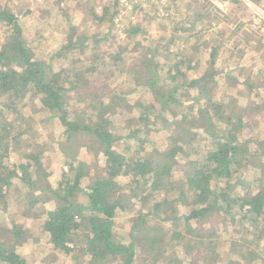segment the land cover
Wrapping results in <instances>:
<instances>
[{
    "label": "trees",
    "instance_id": "1",
    "mask_svg": "<svg viewBox=\"0 0 264 264\" xmlns=\"http://www.w3.org/2000/svg\"><path fill=\"white\" fill-rule=\"evenodd\" d=\"M63 1L58 0L60 5ZM215 1L225 6L219 8ZM249 1L257 4L259 0ZM111 4L112 14L105 8L99 14L88 12L84 24L73 23L63 33L62 44L46 53L37 40H31L35 34L19 22L13 3L0 0V36L5 39L0 43V217L6 213L10 220H21L39 215L53 262L54 250L65 255L76 250L74 239L84 230L88 242L81 256H89V264H183L195 246L181 247L191 240L201 247L200 252L207 253L204 242L217 231L212 228L213 234L206 235L203 228L212 225L213 219H219L231 233L251 239L246 244L226 241L220 255L217 251L207 264H229L232 259L236 264L261 261L264 243L258 248L252 243L264 240V168L251 156L264 153V147L253 148V140L242 134L246 118L228 109V103L219 107L220 99L201 89L249 99L256 113L264 112V87L252 84L264 82V47L247 44L264 29V21L253 24L252 10L244 0H194L185 14L190 25L183 34L181 24L176 23L180 27H171L163 43L145 42L141 48L134 37L142 30L123 18L120 32L124 38L112 46L110 41L118 30L113 21L117 1ZM225 7H235V14L230 16ZM142 12L146 17L145 10ZM243 18L249 23L246 29H242ZM226 20L227 25L237 24L232 43L225 42L223 51L232 53L245 43L260 60L254 69L240 61L231 68L218 65L215 55L223 46L218 43L223 42L217 39L210 40L209 51L202 48L207 39L195 43L199 31L207 34ZM105 21V32L90 30L91 23ZM89 46L92 51L85 54ZM111 50L115 52L109 66L95 58H105ZM74 51L79 54L68 58ZM94 60L93 73L106 65L116 72L115 78L120 73L124 81L132 78L133 95H121L115 88L101 92L89 88L92 72L84 71ZM58 67L61 69L56 70ZM75 95H81L82 101ZM34 103L41 112L38 116L28 114ZM166 103L178 106L181 115L168 118L162 112ZM147 111L153 114L151 121L141 117ZM206 111L216 129L213 136L183 125L196 122ZM155 123L163 129L150 130ZM51 124L60 129V146L87 141L94 161L102 157L103 165L65 159L67 170L61 171L53 187L42 165L43 147L34 140ZM138 126L143 130L138 131ZM14 150L18 151L11 160ZM182 176V185H177ZM244 183L249 190L241 187ZM124 193L133 197L126 206L122 204ZM28 194L31 200L25 198ZM119 215L128 216L120 227L116 226ZM177 221L178 228H172ZM21 231L14 232L15 239ZM119 236L128 242L117 241ZM189 263L197 264L191 259ZM0 264L31 262L0 238Z\"/></svg>",
    "mask_w": 264,
    "mask_h": 264
},
{
    "label": "rangeland",
    "instance_id": "2",
    "mask_svg": "<svg viewBox=\"0 0 264 264\" xmlns=\"http://www.w3.org/2000/svg\"><path fill=\"white\" fill-rule=\"evenodd\" d=\"M13 5L16 7L17 10V16L19 17V22L24 25V28L26 31H32L35 35L34 38H31V40L38 41V46L44 50V52H52L54 48H57L56 46H60L62 44V38L63 33H65L67 30L69 31L71 29V26L73 25H82L84 24V17L88 14V12H95L100 13L101 9L106 11L109 14H112L111 10H114L112 6V2L114 0H64L63 4L60 5L58 0H10ZM194 0H178L175 3H173L171 0L163 4L161 6H147L144 9H141L139 12H137L136 15H132L130 17H119L117 15L114 16L113 21L117 24L118 30L114 32V37L110 41V45H116L124 38V33L120 32L122 29L121 21L123 18L128 19L133 26H138L139 29L142 31H138V33L134 37V42L139 43L141 48L145 47L147 43H153L157 44L163 43L165 39L168 38L170 35L171 27H180L176 25V23L181 24L180 33L183 34L186 30V27L189 26V22L186 19L185 14L187 12H190L189 8H191L192 3ZM244 2L247 4V6L252 10V20L253 24H257L260 21H264V0H259L257 4L250 2L249 0H244ZM59 3V4H58ZM58 4V5H57ZM214 4L219 7L223 8L225 6V3L215 1ZM27 9V10H26ZM142 10H145L146 17L143 18V12ZM223 10L228 11L229 15L232 16L235 14L236 9L235 7H225ZM240 16V13H239ZM105 19V18H104ZM103 19V20H104ZM144 19V21H143ZM229 19V18H228ZM231 19V18H230ZM106 20V19H105ZM181 21V22H180ZM232 21V20H230ZM244 24V27L242 29H246L249 27V23H246L247 21L243 18L241 20ZM175 22V23H174ZM237 22H235L234 25H227V20L224 23L219 24L218 26H215L212 31L208 32L207 34H204L202 32H198L197 35H195V43H199L203 39H207L206 43H204V46H202L203 49L210 50L211 42L210 40L221 41L223 43H218L220 45H223L225 42L230 45L232 43V39L234 37L233 30L235 29ZM251 24L250 27H254L255 25ZM107 21L104 22V24H98V23H91L90 30L95 29V31L99 32H105L107 30ZM200 29V28H199ZM256 32V31H255ZM75 34V32H73ZM221 34L222 36L218 35ZM99 36V35H98ZM96 37V39L98 38ZM259 36V38H257ZM253 41L247 44H250L252 48L259 47L261 44L262 47H264V29H261L257 32V35L255 34L252 36ZM5 39L0 36V43L1 41H4ZM162 40V41H161ZM259 41V42H258ZM158 48L160 47L157 45ZM226 45L221 46L218 49V55L215 56L216 61L218 65H222L226 67H233L237 62L240 61V64L242 66H246L247 68L254 69V67H257L260 64V60L257 59V56L255 53L251 52V50H247V46L244 45L237 50L234 49L232 53H225L223 51V47ZM255 46V47H254ZM39 50V49H38ZM41 50V49H40ZM225 50V49H224ZM92 51L91 46L88 47V49L85 51V54H89ZM71 52V50H70ZM115 51H109L106 54L105 58H99L94 57L96 59H99V62H102L106 64L107 66L110 65L109 60L114 56L112 53ZM136 52V51H135ZM79 53L76 51L72 54H68V58H75ZM60 57V56H59ZM106 60V61H105ZM61 62H66L62 61ZM94 63L91 65L92 67L89 68L86 72H92ZM105 65V69L100 71H95L94 73H91V79L92 85L89 86V88H94L95 91L101 92L102 90H107L108 88H115L119 90V94L124 96H132L134 92V83L132 78H129L124 81V74L120 73L118 78H115V73L112 71L111 68H107ZM129 67H132L128 65ZM196 67V66H195ZM194 67V68H195ZM208 66L204 67L206 69ZM133 68V67H132ZM61 68H56V70ZM127 69V68H126ZM199 69V68H198ZM54 70V69H53ZM122 83L123 85H119ZM252 84H255L257 88H263V84L261 82H252ZM119 85V86H118ZM122 86L120 89L119 87ZM263 86V87H262ZM204 94H209L210 97L212 96L215 99L218 100L219 107L222 105L224 108L225 103H228L227 108L232 110L237 115H242L243 120V131L242 134L246 138H250L253 140V148L256 146L264 147V112L258 111L255 112V109L253 108V101H250L249 99H240L238 98V95H230V96H222L221 94H217L216 90L211 89L209 93H207V89H201ZM246 98L250 97L249 92L242 91ZM77 100L82 101L81 95H75ZM167 93L164 95V99H166ZM225 98V102L223 98ZM235 98H238V102H234ZM140 101V100H139ZM141 102V101H140ZM168 102V101H167ZM36 103L29 106L28 114H33L35 116H38L41 114L40 109ZM79 104H77L78 106ZM76 106V107H77ZM252 106V107H250ZM91 107L85 108L86 110L90 109ZM162 112L167 114V117L172 118H178L181 115V110L176 105H170L169 103H166V107L162 110ZM207 112V111H206ZM151 111H147V113L141 114V117L148 118L149 121H151ZM226 120H221L222 123H225ZM234 122V120H233ZM236 122V120H235ZM213 121L211 120V113L207 112L200 116H198L196 122H188L184 123L183 125L190 127L191 129H203L208 132L209 136H213L216 129L214 125L212 124ZM156 129H163L162 126L154 124L152 125L150 130L154 131V128ZM55 128V131H54ZM138 131L143 130V126L137 127ZM217 133V132H216ZM39 134L40 137L37 136V139H34L39 145L43 147L42 150V165L44 167V171L50 175H48V181H52V186H55L56 182H59V177L61 171H66L67 166L64 164L65 159H74L79 158L81 160H86L89 163H91L94 166H102L103 165V158L97 157V162L94 161L93 158V151L92 148H90V145L86 143L87 141H83L82 144H78L75 142L72 146H60L58 141V136L60 134V129L58 127L51 126L47 127L45 130H40ZM151 134V133H150ZM142 137V136H140ZM29 142V140H27ZM149 144V143H148ZM147 144V145H148ZM127 145V143H126ZM128 146H131L133 150L136 147H132L130 143L128 142ZM24 147H21L22 149ZM148 150H150L149 145L147 146ZM19 149V150H20ZM18 150H14L11 153V160L14 158L15 152ZM252 152V151H251ZM130 154H133L132 152ZM251 158H254L257 160V166L259 168H264V153H258L255 155H252ZM94 161V162H93ZM9 166V170H10ZM94 171V170H93ZM92 171V172H93ZM182 179L183 176L177 181V185H182ZM247 181L248 179H244ZM42 183V182H41ZM41 187V184L39 183L35 187V192H37V189ZM244 190H249V186L244 183L241 185ZM25 198H29L31 200V194H28L25 196ZM133 200V197L129 195L128 193H124V196L122 197V204L123 206L129 205L131 201ZM185 201V199H184ZM136 203V202H135ZM48 208L49 206H45ZM44 214V212H42ZM11 215H7L4 213L2 215V218L0 217V238L8 245L15 246L17 252L22 255L25 259H27L31 264H89V256H81V252L83 249L86 248L88 237L87 233L83 230L79 235L76 236L74 239V245L76 250L70 254H63L60 251L55 252V262H53L52 258V252H49V243L47 240L46 235H44L41 232V222L39 219V215H33L30 214L28 218L21 219V220H10ZM116 226L120 227L124 225V223L128 220L127 215H119L117 217ZM212 225H206L204 226V233L206 235H212V228H214V231H217L216 234L213 235V237H210L209 239L205 240V249H207V253L205 255L200 252L202 251L201 247H198L196 242L191 240V242L185 243L182 245V249L185 250L188 246H195L193 248V253L191 256H189L183 264H190L189 260L191 259L194 263L197 264H207L210 262V260L213 258V255L218 251V254L220 253V248H224L227 245L225 244L226 241L230 242L231 244H246L248 240L251 239L249 236L243 235H236V233H231L229 231V228L223 227L222 223H220L219 219H213ZM40 222V223H39ZM20 225L19 227L15 228L12 224ZM127 223V222H126ZM125 223V224H126ZM4 225V227H3ZM172 228H178L179 222H172L171 224ZM231 226V225H230ZM232 227V226H231ZM233 228V227H232ZM20 231L19 237L15 239V233L16 231ZM122 231V230H121ZM117 241H127L122 239V236H119L117 238ZM128 242V241H127ZM261 243H264L263 241H254L252 243V246L258 248ZM69 247H73L71 244H68ZM222 248V250H223ZM261 253L259 254V258H262L261 261H256L255 264H264V249H260ZM49 252V253H48ZM220 255V254H219ZM224 255L221 253V259H224ZM229 264H236L235 260H229ZM254 264V263H252Z\"/></svg>",
    "mask_w": 264,
    "mask_h": 264
},
{
    "label": "built area",
    "instance_id": "3",
    "mask_svg": "<svg viewBox=\"0 0 264 264\" xmlns=\"http://www.w3.org/2000/svg\"><path fill=\"white\" fill-rule=\"evenodd\" d=\"M117 1V16L130 17L136 15L141 9L155 4H166L169 0H116Z\"/></svg>",
    "mask_w": 264,
    "mask_h": 264
}]
</instances>
